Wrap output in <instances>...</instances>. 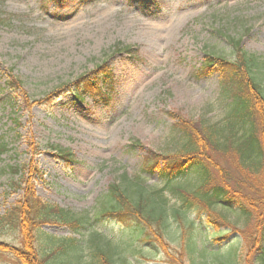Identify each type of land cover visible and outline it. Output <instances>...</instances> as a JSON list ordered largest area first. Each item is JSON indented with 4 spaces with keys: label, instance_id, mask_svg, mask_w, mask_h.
Returning <instances> with one entry per match:
<instances>
[{
    "label": "rangeland",
    "instance_id": "obj_1",
    "mask_svg": "<svg viewBox=\"0 0 264 264\" xmlns=\"http://www.w3.org/2000/svg\"><path fill=\"white\" fill-rule=\"evenodd\" d=\"M1 16L14 19L0 27V223L32 188L41 202L91 222L78 231L44 224L35 248L41 258L56 251L47 264H100V250L115 264H228L230 249L243 256L236 264L244 257L258 264L248 241L252 226L237 206H216L228 228H216L194 211L181 224L172 215L181 204L167 190L171 217L163 247L143 242L135 226L100 211L109 186H125V176L130 182L142 176L148 190L164 188L158 171L149 175L144 167L150 150L174 155L187 141L169 113L228 135L231 100L221 73L203 69L207 55L256 58L253 73L264 89V0H0ZM154 26L160 33H152ZM103 66L109 76L92 74ZM10 71L28 95L18 108L6 89ZM93 75L83 102L64 92ZM91 86L101 92L87 96ZM53 146L70 151L73 161L59 158ZM238 180L256 187L254 177L233 171L231 183ZM172 185L194 190L197 180L189 175ZM192 223L200 244L196 256L185 251L183 226ZM227 234L228 240L215 241ZM0 241L22 248L21 229L0 224ZM0 264L20 263L1 249Z\"/></svg>",
    "mask_w": 264,
    "mask_h": 264
},
{
    "label": "trees",
    "instance_id": "obj_2",
    "mask_svg": "<svg viewBox=\"0 0 264 264\" xmlns=\"http://www.w3.org/2000/svg\"><path fill=\"white\" fill-rule=\"evenodd\" d=\"M13 19V16L9 18L1 16L0 27L8 26ZM231 42L237 46L240 43L233 38ZM116 50L137 54L131 46L117 45ZM255 59L246 56L245 53H241L235 61H230L222 55H207L203 69L207 72L221 73L224 92L231 100V112L227 124L228 135L224 136L223 130L219 127L207 125L202 121L199 124L191 123L178 111L169 113V116L178 120L174 127L182 131L187 141L182 150L174 155H162L150 150L144 167V171L150 173L149 175L158 171L159 177L165 184L164 188L148 190L141 183L142 176L131 182L128 176H125L124 180L128 181L125 186L119 183L109 186L101 204V216H108L126 227L135 226V230L140 231L139 239L142 237L143 242H155L163 247L167 246L163 231L167 230L171 217L165 195L167 190L172 196L177 197L181 204V210H175L172 214L181 224L185 215L194 211L206 217L210 225L216 228H228L231 224L217 208L237 206L240 215L245 218L248 225L252 226L248 241L257 250L255 255L259 259L257 262L264 264V140H259V136L264 135V89L253 73ZM102 73L109 76L104 66L92 74L98 77ZM92 79L94 75L81 77L64 92L70 91L83 102L85 99L83 88L88 87L90 85L88 81ZM22 85V81L10 71L6 89L9 96L11 94L13 108L20 107L19 101H23L22 98L28 102V95L23 91ZM94 87L88 88L87 96L101 92L97 89L98 86ZM58 95L59 93L56 94ZM138 144L139 142L135 141L132 145L138 147ZM53 148L59 158L66 162L73 161L70 151L59 146ZM216 156L226 159L230 167L220 164ZM16 171L20 173L19 170ZM233 171L248 178L254 177L256 187L253 184L249 185L248 180L231 183ZM189 175H194L197 180L194 190L181 185H172ZM3 219L4 224H0L21 229L23 246L18 248L0 241V251L1 249L10 251L20 264H47L52 259L56 251L49 252L41 258L35 248L36 232L44 224L71 226L75 231L81 229V226L84 228L91 225L88 218L65 213L58 207L41 202L35 197L32 188L27 191L24 202H18V205ZM183 228L185 251L196 256L200 251V244L195 239L194 223L190 224L188 229L185 226ZM230 235L218 236L215 241L228 240ZM231 251L232 249L227 251L224 260L228 264L241 262L242 254L238 250ZM246 258L244 257V264H249L250 257ZM96 259L100 264H115L112 256H107L101 250Z\"/></svg>",
    "mask_w": 264,
    "mask_h": 264
},
{
    "label": "bare ground",
    "instance_id": "obj_3",
    "mask_svg": "<svg viewBox=\"0 0 264 264\" xmlns=\"http://www.w3.org/2000/svg\"><path fill=\"white\" fill-rule=\"evenodd\" d=\"M151 31H152V33H154V34H158V33H160L161 30H160V28L154 26V27L151 29Z\"/></svg>",
    "mask_w": 264,
    "mask_h": 264
}]
</instances>
